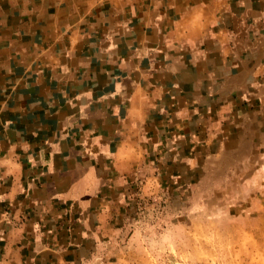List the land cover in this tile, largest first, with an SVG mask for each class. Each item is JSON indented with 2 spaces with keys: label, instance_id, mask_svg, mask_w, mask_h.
I'll use <instances>...</instances> for the list:
<instances>
[{
  "label": "crops",
  "instance_id": "1",
  "mask_svg": "<svg viewBox=\"0 0 264 264\" xmlns=\"http://www.w3.org/2000/svg\"><path fill=\"white\" fill-rule=\"evenodd\" d=\"M262 30L264 0H0V264H98L137 183L259 144Z\"/></svg>",
  "mask_w": 264,
  "mask_h": 264
},
{
  "label": "rangeland",
  "instance_id": "2",
  "mask_svg": "<svg viewBox=\"0 0 264 264\" xmlns=\"http://www.w3.org/2000/svg\"><path fill=\"white\" fill-rule=\"evenodd\" d=\"M255 77L263 95L254 98L251 121L259 123L247 139L257 133L260 143L206 157L190 183H137L125 227L113 228L98 264H264V72Z\"/></svg>",
  "mask_w": 264,
  "mask_h": 264
}]
</instances>
